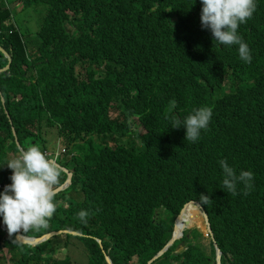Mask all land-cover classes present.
<instances>
[{
  "label": "trees",
  "instance_id": "16d2710c",
  "mask_svg": "<svg viewBox=\"0 0 264 264\" xmlns=\"http://www.w3.org/2000/svg\"><path fill=\"white\" fill-rule=\"evenodd\" d=\"M18 2L45 11L29 37L10 0H0V46L13 57L0 73V193L12 183L6 163L21 154L16 137L25 150L38 146L55 159L48 137L57 130L66 150L58 161L74 172L70 188L84 196L77 203L59 193L69 203L48 227L22 233L71 229L81 235H62L84 242L89 264H107L104 252L114 264H147L172 237L182 209L197 201L203 209L189 207L184 237L153 264H216L214 241L209 235L207 253L198 227L203 210L222 264H264V0L238 28L251 63L240 59L238 45L214 42L202 28V0ZM9 62L0 49V70ZM200 107L212 109L208 128L186 141V128L171 127L170 116L183 119ZM220 160L237 174L253 172L249 195L242 184L237 195L222 188ZM67 179L63 170L55 187ZM2 223L0 215V264L8 251L13 264H72L56 260L55 236L28 247ZM180 243L187 249L176 253Z\"/></svg>",
  "mask_w": 264,
  "mask_h": 264
},
{
  "label": "clouds",
  "instance_id": "9594fccd",
  "mask_svg": "<svg viewBox=\"0 0 264 264\" xmlns=\"http://www.w3.org/2000/svg\"><path fill=\"white\" fill-rule=\"evenodd\" d=\"M202 5V28L210 29L214 42L228 47L238 45L240 59L251 63L250 48L238 35V28L240 24L252 18L257 8L256 0H202ZM212 115L210 107H200L193 109L192 113L183 119L177 114L170 116V125L173 128L185 127L186 141L195 142L199 139L201 130L208 128ZM62 151L66 152L64 148ZM20 152L19 157L6 163L13 170L10 177L12 183L5 185L3 193H0V215L3 216V223L7 226L8 234L10 236L16 234V238L19 237L17 233L21 229L27 233L48 227L50 218L56 212L54 198L55 189L58 187L55 186L60 182L62 167H64L58 161L61 154L55 157V153V159H48L38 146H30L26 150L20 149ZM219 164L223 171L222 188L227 193L237 195V185L242 184L243 195H249L254 187L253 172L241 170L237 174L226 160H220ZM200 199L207 205L212 200L209 195L204 194H201ZM204 212L203 210V216ZM88 215L86 210L77 213L78 218L85 223ZM207 235H210L209 231ZM28 247H35V245H28Z\"/></svg>",
  "mask_w": 264,
  "mask_h": 264
},
{
  "label": "rangeland",
  "instance_id": "374dc122",
  "mask_svg": "<svg viewBox=\"0 0 264 264\" xmlns=\"http://www.w3.org/2000/svg\"><path fill=\"white\" fill-rule=\"evenodd\" d=\"M10 3H12L11 6L15 11V13L17 14L16 22L18 27L22 29L24 32H26L28 36L30 35L29 37H33V35L36 33V31L40 26L45 11L44 7L39 5L24 9L23 5L19 3L18 0H10ZM132 122L134 123L133 127L134 129L137 130V133L144 132L142 126L138 122V119L134 118ZM49 133H50L48 137L49 150L50 152L56 153L55 157H57L58 154L63 153L62 149L64 148V146L62 145V142L59 139L57 130H50ZM65 192H67V199H69L70 201L81 203L82 200L84 199L83 194L80 192L78 188L72 187ZM54 202L56 204V209L69 203L66 199L64 200L63 196L61 195L60 197L58 196L55 197ZM200 213L202 215V212ZM198 223L200 224V226L198 225L197 226L199 227V229H201L204 232L203 233L204 238L202 239V241L206 244V251L207 253H209L210 237L207 235L208 228H207L206 220L204 219L203 222L202 219L200 218ZM5 234L9 235L8 233ZM54 240L59 242V244H57V247L60 248V250L52 251L53 253L57 252L56 256L58 259L56 260H65L69 258L72 264H89V254L87 248L85 247L84 242L81 239L75 236H71L67 238L65 235L60 234L55 236ZM67 241H69V243H67ZM15 244H12V248L14 247ZM20 249L21 251L17 252L16 255H18L19 257H23L24 248L22 247V245H20ZM186 249H187L186 243H180L178 249H176V253L183 252ZM11 258L12 257H10V253L8 251L6 257L7 264H13L11 262ZM172 264H177V262L174 261Z\"/></svg>",
  "mask_w": 264,
  "mask_h": 264
},
{
  "label": "water",
  "instance_id": "95a60500",
  "mask_svg": "<svg viewBox=\"0 0 264 264\" xmlns=\"http://www.w3.org/2000/svg\"><path fill=\"white\" fill-rule=\"evenodd\" d=\"M0 49L5 53V55L9 58V61H10L7 66L1 68L0 73L1 72H7L11 68V65H12V62H13V57H12L11 53L5 47L0 46ZM3 103L4 104L6 103V100H5L4 97H3ZM14 135L16 137L15 130H14ZM16 144H17L19 150L20 149H24L20 145L17 137H16ZM62 169L68 174V179H67V182L63 186H60L57 189H55L56 195L61 193V192H64V191L68 190L73 184L74 173L72 171H70L69 169L65 168V167H62ZM191 205H193V206L196 205L197 208H202V205L199 202H197V201H191L190 203L186 204L184 209H182L183 211H181L179 216L176 218L172 237L165 244V247L162 250H160L151 260H149L147 264H153L156 260H158L160 257H162L172 247V245L177 240H180V239H182L184 237L185 230L188 227V224H187L188 221L186 222L185 216H186L187 211H188V209H189V207ZM204 219L206 220V224H207V227H208V231L210 233V237L214 241V244H215L216 264H222V260H221L222 259V251L218 247V244H217V242L215 240L214 234H213L212 229H211L210 221H209L208 216H207V214L205 212H204ZM64 233H72V234L81 235V233L78 232V231H74V230H71V229H60V230H53V231L45 233V234H43L41 236L28 237V236H25V235L22 234V229H21L17 233V237L19 236L17 239H18V241H20V242H22L24 244L38 245V244H40V243H42L44 241H48L49 239L53 238L54 236H57V235H60V234H64ZM98 241L100 242L101 247H103V244H102L101 240L98 239ZM104 253H105L106 263L107 264H114L113 261L111 260L110 256L106 252H104Z\"/></svg>",
  "mask_w": 264,
  "mask_h": 264
},
{
  "label": "built area",
  "instance_id": "2783aa9c",
  "mask_svg": "<svg viewBox=\"0 0 264 264\" xmlns=\"http://www.w3.org/2000/svg\"><path fill=\"white\" fill-rule=\"evenodd\" d=\"M1 227H2V229H3L5 232H7V233H8L7 226H6L4 223L2 224V226H1Z\"/></svg>",
  "mask_w": 264,
  "mask_h": 264
}]
</instances>
